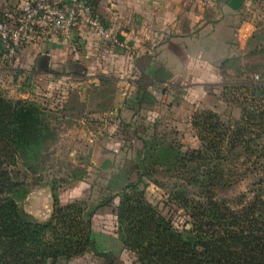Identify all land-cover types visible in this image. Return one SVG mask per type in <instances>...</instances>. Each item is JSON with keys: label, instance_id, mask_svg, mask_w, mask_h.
<instances>
[{"label": "trees", "instance_id": "16d2710c", "mask_svg": "<svg viewBox=\"0 0 264 264\" xmlns=\"http://www.w3.org/2000/svg\"><path fill=\"white\" fill-rule=\"evenodd\" d=\"M225 90L242 94L240 117L224 121L212 110H196L191 125L198 148L183 149L156 134L142 140L137 179L119 192L115 206V232L135 263L264 264V84ZM51 113L35 101L0 92V264H68L86 253L102 264H118L113 252L98 250L93 236L94 216L113 205L112 196L97 203L75 199L62 204L58 196L66 179L52 177L46 221L20 205L29 180L45 177L55 137ZM82 177L73 172V179ZM247 178L248 188L233 198L216 196V189ZM146 179L184 212L181 227L146 200Z\"/></svg>", "mask_w": 264, "mask_h": 264}, {"label": "rangeland", "instance_id": "374dc122", "mask_svg": "<svg viewBox=\"0 0 264 264\" xmlns=\"http://www.w3.org/2000/svg\"><path fill=\"white\" fill-rule=\"evenodd\" d=\"M89 1L97 7L99 0ZM7 7L3 4L0 10ZM262 11L264 13V9ZM106 22L113 24L111 21ZM255 27L244 53L221 63L219 83L207 85L203 90L186 89V92H195L189 94L188 99L192 103L181 104L188 105L186 114H191V111L193 114L196 110H212L224 121H233L240 117L241 107L238 102L243 99L242 94L228 92L229 89L225 88L250 82L264 84V16L258 20ZM140 43L145 45L146 41ZM148 43L158 44L157 41ZM78 44L64 43L60 48V65L54 67L59 69H52V73L47 74L34 72L32 75H22L20 63H17L16 59L31 45L21 48L15 58V69L0 67V92L8 98L29 99L52 110L50 123L54 127L55 137L50 144L45 177L42 182L29 180V193L20 205L38 221H46L52 210L49 186L52 177L66 179L61 183L62 188L58 196L62 204L75 199L97 203L112 196L113 205L99 209L93 219L94 238L97 234V242L106 244L105 236L116 234L115 206L119 202L118 194L128 182L137 179L135 167L140 162L138 157L142 140H148L156 134L157 139L166 138L167 142L180 144L183 149L198 148L200 142L196 136L197 131L191 125V118L176 123L173 115H177L174 111L166 113V109H162L161 122L153 125L152 121L146 119L138 123L140 136L137 137L139 145L136 148H140L139 150H135V145H130L126 140L118 142L114 127L95 114L98 110L105 111L112 107L113 95L118 90L114 87L117 71L111 67L110 59L92 57L91 74H86L89 67L82 54L84 45ZM75 51H78V55H74ZM61 65L66 66L61 68ZM18 72H21V79L15 80ZM191 104L196 107L195 110ZM122 127L124 125L119 129ZM118 147L123 149L122 152H118ZM73 172H77L78 178L82 174L83 177L73 179ZM155 177L162 182L168 181L159 175ZM146 181V200L171 218L175 225L181 227L186 219L184 212L168 202L165 190L148 179ZM250 181V178H247L230 187L216 189V196L233 198L245 191ZM113 252L118 258V264H137L132 252L126 249H114Z\"/></svg>", "mask_w": 264, "mask_h": 264}, {"label": "crops", "instance_id": "0c3cea01", "mask_svg": "<svg viewBox=\"0 0 264 264\" xmlns=\"http://www.w3.org/2000/svg\"><path fill=\"white\" fill-rule=\"evenodd\" d=\"M18 2L0 0V6L10 7ZM263 3L264 0H99L96 11L116 42L82 28L71 40H42L31 45L16 62L20 63L22 75L52 73V69H59L54 67L60 65V48L64 43L84 45L82 54L89 67L88 75L92 71V57L110 59L111 67L117 71L114 87L118 90L113 95L112 107L95 114L114 127L118 142L126 140L139 150L136 146L140 121L147 119L153 125L161 122L162 109L166 113L174 111L176 123L191 118L192 111L186 114L188 105L181 104L192 103L189 94L195 92L186 89L203 90L207 85L219 83L221 63L244 53L255 24L264 16ZM140 41H146L145 45ZM153 41L158 44L148 43ZM14 62L5 60L0 50V67L15 69ZM18 73L15 80L21 79V72ZM122 124L124 127L119 129ZM122 150L118 147V152ZM111 235L105 236L107 243L103 244L97 242L96 234L98 250L125 251L117 235ZM68 264H102V261L86 253Z\"/></svg>", "mask_w": 264, "mask_h": 264}, {"label": "built area", "instance_id": "2783aa9c", "mask_svg": "<svg viewBox=\"0 0 264 264\" xmlns=\"http://www.w3.org/2000/svg\"><path fill=\"white\" fill-rule=\"evenodd\" d=\"M82 28L116 42L89 0H19L0 10V50L11 62L25 46L42 40L68 41Z\"/></svg>", "mask_w": 264, "mask_h": 264}]
</instances>
